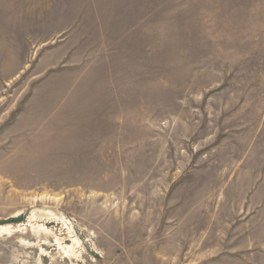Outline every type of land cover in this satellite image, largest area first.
Listing matches in <instances>:
<instances>
[{
  "label": "rangeland",
  "instance_id": "1",
  "mask_svg": "<svg viewBox=\"0 0 264 264\" xmlns=\"http://www.w3.org/2000/svg\"><path fill=\"white\" fill-rule=\"evenodd\" d=\"M0 264H264V0H0Z\"/></svg>",
  "mask_w": 264,
  "mask_h": 264
}]
</instances>
